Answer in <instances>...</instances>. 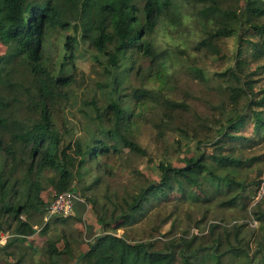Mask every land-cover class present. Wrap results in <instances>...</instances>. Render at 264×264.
Here are the masks:
<instances>
[{"label":"trees","instance_id":"16d2710c","mask_svg":"<svg viewBox=\"0 0 264 264\" xmlns=\"http://www.w3.org/2000/svg\"><path fill=\"white\" fill-rule=\"evenodd\" d=\"M176 3L198 6L199 16L215 26L194 50L216 55L219 42L236 40L233 64L217 74L227 84L221 91L225 110L211 124L212 135L193 134L197 157L183 158L181 167L161 162L157 181L124 194L110 195L106 188L100 202L95 192L101 176L85 184L96 161L127 152L147 156L131 132L134 108L153 103L167 120L174 119V112L189 111L187 100L160 94L171 81L169 59L155 49L152 38L165 11ZM56 29L72 30L63 44L67 63L83 41L97 53L101 68L96 85L102 99L86 103L95 129L66 145L57 120L75 79L63 65L56 75L49 67L45 40ZM0 43L6 49L0 56V233L11 235L1 249L27 242L35 226L47 232L44 216L50 203L41 194L49 187L54 198L80 191L102 233L71 263L61 260L69 255L68 243L63 249L48 243L45 264H264V240L247 223H224L212 213L239 209L264 227V197L248 207L262 183L261 171L254 172L263 160L257 150L264 143V90H254V77L264 70V0H0ZM141 58L149 65L142 67ZM251 62L260 65L250 71ZM132 76L140 77L137 86L129 85ZM195 77L206 78L200 71ZM149 82L163 87L149 88ZM228 111L233 112L224 118ZM248 124L253 138L240 134ZM173 192L178 202L203 208L198 223L210 220L205 236L175 235L159 248L163 240L131 241L115 234L140 222ZM75 203L76 212L77 206L85 210L81 201ZM7 256L12 254L7 251Z\"/></svg>","mask_w":264,"mask_h":264},{"label":"rangeland","instance_id":"374dc122","mask_svg":"<svg viewBox=\"0 0 264 264\" xmlns=\"http://www.w3.org/2000/svg\"><path fill=\"white\" fill-rule=\"evenodd\" d=\"M199 8L181 6L180 3L171 6L165 11L161 21L156 25L152 35L153 44L158 52L168 56V76L171 81L163 87L160 82H149V88L163 87L161 95L168 96L174 101L187 100L189 111L174 112L173 120L164 118L162 111L153 103L134 108V117L131 123V132L135 140L145 149L147 156L142 157L131 152L121 156L112 155L96 161L101 164L100 170L93 164L85 184H89L94 177L101 176L102 182L95 195L102 202V194L108 188V193H130L139 190L150 182L158 180L157 165L161 162L172 164L175 167L183 166V158L197 157L199 150L195 146L193 134L202 137L209 132L213 134L211 124L215 119L221 118L225 110V97L221 94L226 87L224 80L217 77L233 64V54L237 48L235 38L223 39L217 44L219 53L210 55L204 50L197 51L192 47L205 38L206 33L215 29L212 21H206L199 16ZM170 15L172 17H170ZM176 17V20H172ZM72 30H50L46 35L45 48L48 55L49 67L56 75L63 65L67 75H73L74 83L69 89V103L60 115L57 124L63 134V144L69 143L76 137H88L95 129L90 121L93 115L91 107L86 103L96 99L100 103L101 91L97 81H101V68L96 60L97 53L85 42L81 41L75 51L74 60L67 63L63 46L67 36H72ZM6 52L5 46L0 43V56ZM67 63V64H66ZM150 61L141 58L142 67L148 66ZM259 63H249L253 71ZM200 71L207 78L201 81L195 77ZM254 90H264V70L255 77ZM140 77L132 76L129 80L131 86H137ZM233 112V111H232ZM227 112L226 117L232 114ZM206 120L208 122L206 123ZM207 125L210 127L208 128ZM192 129L194 131H192ZM185 130L186 132H183ZM241 135L253 138L252 125H247L240 131ZM257 152L263 155V160L256 166V174L261 171L262 183L254 191V200L248 205L252 207L259 199L264 197V143L258 147ZM2 158L0 156V166ZM75 200L86 205L85 210L78 208L68 217L50 215L47 210L44 221L49 223L46 233L41 232V227L35 226V233L23 244L16 243L11 248L1 249L11 237L10 232L2 231L0 240V264H16L21 257L20 264H45L48 263L47 245L54 242L60 249L69 244V255L61 260L71 263L77 256L85 251L102 233L97 223L91 205L77 194L69 192ZM42 198L51 204L54 200L52 188H46L41 194ZM169 201L156 204L140 222L117 230V236L124 235L128 240L141 241L158 239L157 247H161L166 238L181 235H206L207 222L198 223L202 219L203 208L194 206L189 202H178L176 192L170 194ZM49 204V205H50ZM76 204V203H75ZM76 206V205H75ZM212 213L224 219V223H247L250 232L254 230L256 238L264 240V227L253 221L250 214L239 209L214 210ZM169 218L164 222L165 218ZM25 218V217H23ZM58 218V219H57ZM248 232L250 235L251 233ZM9 236V238H8ZM9 251L12 256H7Z\"/></svg>","mask_w":264,"mask_h":264},{"label":"built area","instance_id":"2783aa9c","mask_svg":"<svg viewBox=\"0 0 264 264\" xmlns=\"http://www.w3.org/2000/svg\"><path fill=\"white\" fill-rule=\"evenodd\" d=\"M47 212L50 215H58L63 217L72 215L74 212L73 196L69 192H65L56 196L51 204L47 207ZM2 244L3 241L0 240V245Z\"/></svg>","mask_w":264,"mask_h":264}]
</instances>
